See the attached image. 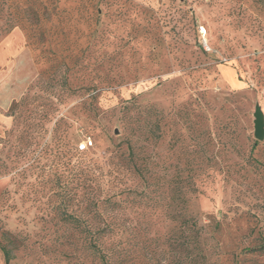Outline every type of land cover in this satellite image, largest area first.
<instances>
[{"label": "rangeland", "instance_id": "374dc122", "mask_svg": "<svg viewBox=\"0 0 264 264\" xmlns=\"http://www.w3.org/2000/svg\"><path fill=\"white\" fill-rule=\"evenodd\" d=\"M14 3L40 20L34 31L24 21L0 35V264H101L50 221V188L39 172L50 164L42 149L53 122L35 144L22 143L16 129L26 127L10 110L24 95L47 97L55 70L64 94L57 117L69 126L74 161L106 166L121 139L136 140L144 119H159L162 137L151 146L164 172L186 165L183 147L200 151L205 171L190 202L205 225L200 264H264V138L254 135L258 105L264 114V0ZM85 139L92 145L80 151ZM140 212L129 215L127 257L116 264H173L176 230L151 210L154 224L140 236Z\"/></svg>", "mask_w": 264, "mask_h": 264}, {"label": "trees", "instance_id": "16d2710c", "mask_svg": "<svg viewBox=\"0 0 264 264\" xmlns=\"http://www.w3.org/2000/svg\"><path fill=\"white\" fill-rule=\"evenodd\" d=\"M12 7L16 10L12 11ZM39 20L37 12L21 9L14 0H0V35L11 32L24 21L34 31ZM58 74L59 70H55L49 76L53 82L44 88L47 97L24 95L13 102L10 110L17 123L26 127L16 129L21 133L22 143L29 140L35 144L45 121L53 122L51 143L42 149L49 155L50 164L48 171L40 167L39 177L49 185L48 212L50 221L62 231L59 237H65L70 244L80 238L84 250L101 264L123 263L127 257L130 213L141 211L136 220L141 215L144 221L134 224L141 236L154 224L150 217L146 218L147 212L157 210L166 216L167 230H176L174 233L178 234L174 246L170 245L176 252L173 264H200L207 258L205 225H199L197 215L190 210L191 195L199 191L196 180L205 171L196 161L200 151L183 147L186 165L170 174L164 172L159 164V152L151 146H156L162 137L161 123L159 119L146 118L136 129L138 138L121 139L111 150L106 166L96 164L88 156L80 155L74 161L69 126L63 117H57L58 105L64 97L54 82L59 80ZM64 77L67 85V76ZM145 110L152 112L151 117L158 115L151 108ZM23 135L29 138L24 139ZM36 145L40 144L36 141ZM2 250L9 261L10 251L5 246Z\"/></svg>", "mask_w": 264, "mask_h": 264}, {"label": "water", "instance_id": "95a60500", "mask_svg": "<svg viewBox=\"0 0 264 264\" xmlns=\"http://www.w3.org/2000/svg\"><path fill=\"white\" fill-rule=\"evenodd\" d=\"M254 135L258 139L264 138V114L261 107L258 105L254 113Z\"/></svg>", "mask_w": 264, "mask_h": 264}, {"label": "built area", "instance_id": "2783aa9c", "mask_svg": "<svg viewBox=\"0 0 264 264\" xmlns=\"http://www.w3.org/2000/svg\"><path fill=\"white\" fill-rule=\"evenodd\" d=\"M92 145V141L90 139L83 140L82 144L79 145V149L81 151L87 150Z\"/></svg>", "mask_w": 264, "mask_h": 264}]
</instances>
